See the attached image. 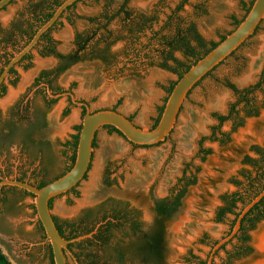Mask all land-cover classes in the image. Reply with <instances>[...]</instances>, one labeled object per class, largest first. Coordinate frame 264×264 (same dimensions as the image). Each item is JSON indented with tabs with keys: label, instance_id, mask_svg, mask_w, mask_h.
I'll return each instance as SVG.
<instances>
[{
	"label": "rangeland",
	"instance_id": "obj_1",
	"mask_svg": "<svg viewBox=\"0 0 264 264\" xmlns=\"http://www.w3.org/2000/svg\"><path fill=\"white\" fill-rule=\"evenodd\" d=\"M37 1L14 0L0 10L1 27L7 28L13 20L24 23L31 17V5ZM157 1L130 0L129 5L138 11H148ZM250 1L206 0L208 13L197 19L200 33L208 40L218 41L221 34L234 29L232 17L241 19L245 15L244 4ZM100 4L96 0H81L61 17L50 32L58 51L68 54L75 49L76 32L87 26L88 17L100 10ZM185 9L191 10V6L186 5ZM120 46L121 43H118L114 48ZM263 47L264 20L234 56L229 57L192 89L173 131L163 142L135 146L117 132L100 128L87 175L74 191L53 200V214L61 220L79 221L87 211H110L112 203L122 202L138 211L142 229L147 230L154 219L155 199L171 194L186 173L193 176L195 183L186 185L181 206L172 217L165 220L161 264H200V261L207 260L215 245L211 246L209 243L224 237L234 219L233 214H227L222 221L216 220L218 209L223 205L222 196L243 191L234 182H244V186H247L248 181L242 176L241 170H252V167L243 163L245 157H258L254 146L264 148V108L257 116L246 117L244 124L236 130L231 122H226L221 128L230 134V140L226 143L206 139L203 147L211 148L212 151L204 161L200 157L199 141L201 137H208L212 132L211 127L218 123L213 114L227 113L229 104L235 100L233 92L222 83L224 77L228 76L240 88L255 83L264 65V58L258 60ZM42 48L40 45L33 51L26 71L18 68L17 87L9 85L5 98L0 100L4 112L7 105L18 97V93L31 84L35 75L41 70L55 69L61 64V60L54 56H42ZM242 59L245 61L244 67L241 72H236V67L243 63ZM176 78L170 71L153 67L144 71L142 77L124 76L113 79L98 62L84 61L57 74L53 83L69 89L70 95L73 94L77 101L87 102L92 112L116 109L127 117H132L137 125L151 128L158 118L159 107L167 97L166 87ZM83 115L80 105L70 104L66 94L59 95L46 108L47 127L42 136L49 142L46 149L50 150L57 163L54 171L46 177H51L55 170L59 171L68 165L71 150L66 142L72 139L73 134L78 133L77 126L82 124ZM14 150L11 149V162L16 161L14 157L19 155V149ZM5 156L6 154L0 156L1 162ZM17 162L22 165L25 173H31L30 180L40 178L39 171L42 167L39 158L28 160L26 156H21ZM30 167L36 174L29 170ZM181 185L185 186V183L182 182ZM32 200L33 198L26 197L25 203L28 205ZM22 209V213L17 212L12 218L16 224L24 216H30L27 206ZM24 226L32 229L34 225L28 220ZM247 232L253 251L247 256L235 257L233 264H264V218ZM205 235L207 243L202 242ZM31 240H40V237H33ZM238 242L235 238L224 249L218 250L213 264H222L228 254L233 253ZM0 249L12 264H33L28 256L20 255L14 247L10 249L7 245L0 244ZM194 257L197 259H193ZM70 262L73 263L72 260Z\"/></svg>",
	"mask_w": 264,
	"mask_h": 264
},
{
	"label": "trees",
	"instance_id": "obj_2",
	"mask_svg": "<svg viewBox=\"0 0 264 264\" xmlns=\"http://www.w3.org/2000/svg\"><path fill=\"white\" fill-rule=\"evenodd\" d=\"M63 1L64 0H38L31 5V17L28 18V21L33 22L34 29L29 40L36 33L37 29L53 15L55 9ZM80 1L81 0L78 2ZM96 1L101 3L100 10L95 15L88 17L87 26L83 30L76 32L74 38L75 49L72 52L63 54L58 51L55 41L50 36V32L59 23L58 21L51 29L42 35L38 43V46L43 43L40 54L42 56H54L61 60V64L56 68L57 74L65 71L75 63L84 61L98 62L113 79L124 76L142 77L144 71L153 67L172 72L177 78L170 81L169 85L166 87L167 97L164 104L159 107L158 118L151 128H154L158 124L168 96L172 92L177 81L193 64L215 48L233 31L231 30L226 34H221L218 41L208 40L200 33L197 19L208 13L206 0H195L194 2L190 0H177L176 2L158 0L148 11H138L132 8L129 5L130 0ZM254 1L255 0H251L250 3L244 4L245 15L241 19H238L236 16L232 17L234 28L245 18ZM78 2L71 5L64 14L75 7ZM186 5H190L191 10L186 11ZM118 43H121V46L115 49L114 46ZM239 49L240 47L229 57L234 56ZM229 57H227L226 60ZM242 61L243 63L236 67V72H241L244 67L245 61L244 59H242ZM221 64L216 66L204 78L209 76ZM222 83L233 92L235 100L229 104L227 113L213 114V117L218 120V123L211 127L212 132L208 137H201L199 141L200 157L203 161L212 151L211 148L203 147V143L206 139L226 143L230 140V134L221 130L226 122H231L233 129L236 130L244 124L246 117L257 116L260 110L264 108V68L259 74L257 81L248 86L240 88L233 83L228 76L224 77ZM85 112L86 110L84 109V114ZM129 119L133 121L132 117H129ZM81 128L82 124L77 126L78 133L74 136L71 145L73 155L67 171L73 166L76 159ZM104 128L108 129L110 132H117L123 136L114 126L106 125ZM41 134L43 135V132H41ZM218 134H220V136H218ZM41 144L43 146H41L42 149L48 148L44 142ZM131 144L138 146L132 142ZM95 146L96 139L94 141V147ZM254 148L258 157L253 158L247 155L243 162L244 164L250 165L252 170L245 168L241 170L242 176L248 181L247 186H244V182L235 181L234 183L241 187L243 191L231 194L226 193L222 196L223 205L218 210L216 220L220 222L227 214L234 215L230 230L227 234L232 230L240 210L264 188V148L255 146ZM19 180L23 181L22 179ZM179 182L180 183L176 185L173 191V193L177 191L176 207L171 208L165 203L155 205V224L154 227L150 228L147 232L143 231L142 225L134 226L135 235L137 236L127 246L129 254L133 259L142 260L143 262H149L151 264L162 263L165 220L172 217L178 211L181 206V198L187 188L186 185L195 183V179L193 176H188L185 173ZM182 182L185 183V186L181 185ZM47 183L48 182L43 181L36 186L43 187ZM53 199L50 201V207H52ZM124 206L122 202H115L110 205V210L114 211V219H120V214ZM91 215L92 213H88V215H85V219L90 220ZM107 217L108 214H104L102 220H105ZM262 218H264V197L246 214L242 220L239 232L227 243H231L235 238L239 241L238 244L234 246L233 253H229L227 259L223 261L222 264H233V259L235 257L247 256L252 253L253 249L250 245V236L247 230L254 229L257 222ZM85 219L82 223L86 221ZM54 220L61 235L67 239L90 233L94 230L95 226V224L94 226L86 224L81 226L80 229L73 228L72 231H69V228H71L70 225L68 227H63L59 224L57 216H54ZM108 225L113 224L109 222ZM120 227H123V225L120 224ZM123 230L124 228H120V232ZM68 232L69 234H67ZM102 235L103 231L101 228L96 237L102 239ZM88 240H90V238H88ZM202 242L207 243V235H205ZM216 242L217 241H211L209 244L213 246ZM227 244L223 245L219 250L224 249ZM193 259L196 260L197 257ZM207 260L200 261V264H207ZM0 264H12L1 249Z\"/></svg>",
	"mask_w": 264,
	"mask_h": 264
},
{
	"label": "flooded vegetation",
	"instance_id": "obj_3",
	"mask_svg": "<svg viewBox=\"0 0 264 264\" xmlns=\"http://www.w3.org/2000/svg\"><path fill=\"white\" fill-rule=\"evenodd\" d=\"M13 1L14 0H12L10 4H12ZM33 26V22L28 20L24 23L21 21H10L7 28H2L0 24V76L14 55L30 41L29 37L34 29ZM40 45L43 47V43ZM39 46L37 44L34 50ZM33 51L27 53L17 64L10 68L7 76L0 84V100L5 98L9 85L15 88L17 87L16 85L19 77L18 68L21 67L23 71L27 70L32 60ZM263 68L264 65L260 73ZM56 75V68L41 70L33 77L31 84L27 86L23 92H19L17 95L18 97L11 101V104L7 105V110H5V112L0 106V156L6 154V158L2 162L0 161V181L6 178L22 179L36 186L43 181L49 183L67 172L73 155L71 145L77 133L73 134L72 139L66 142V145L69 146L71 150L68 165L59 171L55 170V173L49 178L46 177V175L54 171L57 163L50 150L42 149L43 146L41 144L44 142L48 146L49 143L44 138L45 136L43 137L41 134L47 127V119L45 116L46 108L56 101L57 97H59L58 95L62 94H66L68 102L75 105L69 89L66 90L60 86L54 85L53 79ZM67 106H69V104H67ZM80 107L83 111L84 109L86 110L84 106ZM12 148L15 149L14 151H18L19 149V155L14 157L16 158L14 162H11L13 158L11 152ZM21 156H26L28 160L32 158L40 159L42 168L39 171V179L35 181L30 180L29 174L31 173H25V171L22 170V165H18L17 159L21 158ZM29 170L34 172L32 167H30ZM34 174H36V171ZM76 187L77 186L64 194L74 191ZM26 197L33 198L32 202L28 205L25 203ZM176 197L177 191L174 193L172 192L165 198H156L154 207L159 203H165L171 208L176 207ZM25 206L29 208L30 216H24L21 222L16 224L12 218L15 213L21 210L23 211L22 208ZM123 208L120 219H114L113 210H102L98 212L90 210L87 211L79 221H71L68 219L61 220L58 218L59 224L63 227L71 226L69 231H72L73 228L80 229L81 226L86 224L91 226L95 224L94 230L96 229V232L92 237H89L90 240L86 238L69 244V249L71 251H65L68 264H140L143 262L142 260L133 259L127 248L129 243L137 236L135 235L134 226L142 225V221L139 218L137 210L127 206ZM22 211L20 213H22ZM88 213H92L90 220L85 219V215H88ZM104 214H108V217L102 220ZM84 219L86 221L82 223ZM155 219L156 212L147 230L143 229L144 232L154 227ZM28 220L34 225L32 229H27L24 226ZM109 222L113 225H108ZM120 224H122L123 227H120ZM101 228L103 231L102 239L96 237ZM120 228H124V230L120 232ZM67 234H69V232ZM38 236L40 240H31L33 237ZM0 244L7 245L10 249H12V247L16 248L20 255L28 256L33 264H55L53 248L47 239L45 229L40 219L37 218L34 195L29 194L26 190L17 186H0ZM70 260H72L73 263H71Z\"/></svg>",
	"mask_w": 264,
	"mask_h": 264
},
{
	"label": "water",
	"instance_id": "obj_4",
	"mask_svg": "<svg viewBox=\"0 0 264 264\" xmlns=\"http://www.w3.org/2000/svg\"><path fill=\"white\" fill-rule=\"evenodd\" d=\"M78 1L79 0H64L55 9L53 15L37 29L30 41L14 55L5 67L0 76V84L7 76L10 68L17 64L27 53L33 51L35 46L39 43L42 35L61 19L64 12L71 5ZM11 2L12 0H0V10ZM263 20L264 0H255L241 23L215 48L193 64L177 81L172 92L168 96L161 118L154 128L141 127L126 115L113 109H102L92 112L87 102L77 101L75 96L71 94L76 105L84 106L86 108V112L82 118V128L79 135L76 159L73 166L63 175L43 187H37L28 182L10 178L0 181V186H17L34 195L37 218L40 219L45 229L47 239L53 248L55 264H68L65 251H71L69 249V244L92 237L96 232L95 229L90 233L72 239L63 237L54 220L50 201L51 199L70 191L85 178L91 166L94 152V141L99 129L106 125L114 126L128 141L140 146H149L165 141L173 131L181 108L191 90L209 72L225 61L227 57L253 36ZM263 197L264 188L240 210L230 233L219 239L211 248L207 264H213L214 256L217 251L237 235L241 228L243 218L258 202L261 201Z\"/></svg>",
	"mask_w": 264,
	"mask_h": 264
},
{
	"label": "bare ground",
	"instance_id": "obj_5",
	"mask_svg": "<svg viewBox=\"0 0 264 264\" xmlns=\"http://www.w3.org/2000/svg\"><path fill=\"white\" fill-rule=\"evenodd\" d=\"M261 57H260V59H258V60H261V59H263L264 58V47H263V50H262V52H261V55H260ZM40 64H41V62H40ZM260 242L262 243V239L260 240Z\"/></svg>",
	"mask_w": 264,
	"mask_h": 264
}]
</instances>
